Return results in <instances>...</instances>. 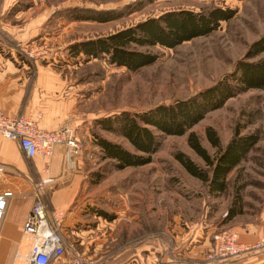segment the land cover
Segmentation results:
<instances>
[{"label": "rangeland", "instance_id": "1", "mask_svg": "<svg viewBox=\"0 0 264 264\" xmlns=\"http://www.w3.org/2000/svg\"><path fill=\"white\" fill-rule=\"evenodd\" d=\"M134 1L15 0L13 6L24 2L30 9L24 13L11 9L0 13V44H9L17 58L30 62L55 59V69L76 84L81 114L87 115L88 120L93 118V123L86 125L88 136L83 140L93 155L90 159L93 169L86 179V191L90 188L92 198L82 215L96 229L98 237L83 244L65 237L68 244H73L87 258L88 264H149L146 255L155 248L171 261H183V256L176 254L178 249L174 251V240L177 235L190 234L194 224L197 229L212 228L213 232L224 228L242 231L236 227L245 230L248 224L254 228L264 224V88L250 89L229 98L192 127L211 156H215L216 148L206 138L208 127L215 129L222 146L236 128L241 134L259 135V141L228 174L227 189L223 193H210L206 184L191 176L175 159V153L182 151L205 167L204 161L188 146L186 134H160L161 144L152 162L123 171L112 170L110 161L101 160L99 149L91 145L96 134L133 150L125 138L102 129L96 121L122 111L141 112L188 98L229 73L248 46L264 32V0H153L131 12L125 8L124 15L102 23L67 16V10L75 6L111 10L124 8ZM209 6L230 7L236 13L206 36L174 48L153 47L158 59L136 71L110 65L105 58L69 55L68 46L76 41L109 34L168 10H199ZM34 45L47 46L50 53L33 60L21 50ZM98 174L101 178L97 180ZM149 180L153 182L152 196L157 193L155 212H150L154 209L149 207V193L147 186L144 187ZM139 183L142 189L136 186ZM127 190L131 195L142 191V219L135 228L133 223L125 225L123 218L118 219L122 196ZM236 190L241 197V212L229 220L227 212L233 206ZM99 210L111 214L113 219L98 215ZM150 214L156 218H150ZM218 261L199 264H220L224 260Z\"/></svg>", "mask_w": 264, "mask_h": 264}, {"label": "trees", "instance_id": "2", "mask_svg": "<svg viewBox=\"0 0 264 264\" xmlns=\"http://www.w3.org/2000/svg\"><path fill=\"white\" fill-rule=\"evenodd\" d=\"M151 1L153 0H136L124 8L111 10L75 6L67 10V16L74 20L108 22ZM19 2L11 7V11L16 13L28 7L24 2ZM235 13V9L221 6L199 10H168L109 34L76 41L68 46L69 55H83L87 59L105 58L110 65L136 71L158 59L153 47L174 48L193 38L206 36L215 31L222 21L230 20ZM263 52L264 32L248 46L233 69L213 85L167 105L160 104L135 113L122 111L96 121L102 129L125 138L133 150L96 134L93 135L92 147L99 149L101 160L110 161L111 169L118 171L152 162L153 154L161 144L160 134H186L188 146L204 161L205 167L196 164L182 151L175 153V159L191 176L206 184L210 193H223L227 189L228 174L259 141V135L241 134L236 128L226 145L222 146L215 129L208 127L205 131L206 138L216 148L215 156H211L192 127L208 112L223 106L229 98L250 89L264 88V56H260ZM100 178L101 175L98 174L97 180ZM233 199V206L227 212L229 220L241 212V197L237 190ZM98 215L108 220L113 219L111 214L102 210H99Z\"/></svg>", "mask_w": 264, "mask_h": 264}, {"label": "crops", "instance_id": "3", "mask_svg": "<svg viewBox=\"0 0 264 264\" xmlns=\"http://www.w3.org/2000/svg\"><path fill=\"white\" fill-rule=\"evenodd\" d=\"M14 1L0 0L1 15L11 9ZM29 9L27 7L25 10ZM22 11L24 13V10ZM2 24L5 28L6 23ZM55 61L54 59L41 63V59L30 62L17 58L9 44H0V110L7 115L40 114L38 124L46 130L68 126L75 131L82 147L81 155L75 157L74 169L69 170L65 165L64 146H59L50 157L30 158L24 155L16 141L0 135V165L3 166V171L0 173V196L10 192L3 197L4 205L0 213V264H24V257L29 249V239L23 233V226L35 199L33 185L41 177L45 164L48 165L49 174L55 178V183L48 188L44 200L50 209L64 213L62 222L64 237L80 244L94 241L98 237L96 229H93L90 222H87L82 215L92 198L90 188L86 191V179L93 169L88 158L90 148L87 143L83 144V140L88 136L86 125L93 123V118L88 120L87 115L81 114L76 96L78 92L76 84L69 76L55 69ZM84 129L85 132H82ZM152 183V180H149V184H144V187L147 186L149 193V207L154 209L150 212H155L157 193L154 191L152 196ZM141 185L139 183L136 186L142 189ZM142 198V191L134 195L129 194L128 190L125 191L119 208L120 218H118H123V224L133 223L134 228L140 225ZM152 217L156 218L155 215L150 214V218ZM247 226L245 230L240 227L236 228L242 231L235 230L240 241L245 244L252 243L256 237L258 239L264 229L263 223L258 228L250 224ZM213 231L212 228L202 231V228L197 229L194 224L191 226L190 234L177 235L174 240V251L178 249L176 254L183 256V261H171L155 248V251L146 255L148 263H203L205 252L213 244L211 238ZM220 264H264V250L232 257Z\"/></svg>", "mask_w": 264, "mask_h": 264}, {"label": "built area", "instance_id": "4", "mask_svg": "<svg viewBox=\"0 0 264 264\" xmlns=\"http://www.w3.org/2000/svg\"><path fill=\"white\" fill-rule=\"evenodd\" d=\"M28 57L41 58L50 51L47 46H24L21 49ZM40 114L7 115L0 110V135L14 140L27 157H50L59 146L65 147V165L67 169L75 167V157L81 155L82 147L75 131L63 126L55 130H46L39 126ZM93 155L88 154L91 159ZM3 166L0 165V173ZM48 171V165L42 169L41 177L33 185L34 202L23 226V233L29 239V249L24 257V264H49L62 262L64 264H88L86 257L77 251L73 244H68L62 231L64 213L49 208L44 200L49 187L54 185ZM5 192L0 196V213L4 205ZM212 246L204 255V261L219 262L246 253L264 250V234L252 243L240 241L238 233L233 228H224L211 235ZM214 263V264H215Z\"/></svg>", "mask_w": 264, "mask_h": 264}]
</instances>
